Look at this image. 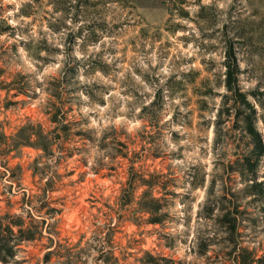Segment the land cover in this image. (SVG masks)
<instances>
[{
  "label": "rangeland",
  "instance_id": "rangeland-1",
  "mask_svg": "<svg viewBox=\"0 0 264 264\" xmlns=\"http://www.w3.org/2000/svg\"><path fill=\"white\" fill-rule=\"evenodd\" d=\"M258 144L264 0H0V264H264Z\"/></svg>",
  "mask_w": 264,
  "mask_h": 264
},
{
  "label": "trees",
  "instance_id": "trees-1",
  "mask_svg": "<svg viewBox=\"0 0 264 264\" xmlns=\"http://www.w3.org/2000/svg\"><path fill=\"white\" fill-rule=\"evenodd\" d=\"M226 67H227L226 86H227L228 90L230 91V90H233V88H234L233 86L236 83V77H235L236 69H235V67L230 65V63H228ZM51 121L54 123L59 122L57 117H55V118L53 117ZM250 134L252 135V137L255 140H258V141L260 140L259 134L254 129H252V128L250 129ZM257 147L259 148L258 155H261L264 152V147L261 144H258ZM6 227L9 231V233H11L12 235H14V229H13L14 227H18L19 230H22V224H20V223H16L15 225H14V223H8L6 225ZM24 240L32 241V240H34V237L29 236V237L25 238ZM8 242L9 241H7V240H2V237L0 236V261H3L5 263L8 261L3 256V252L7 251L8 255H14V252H13L14 247H13V245H8Z\"/></svg>",
  "mask_w": 264,
  "mask_h": 264
}]
</instances>
